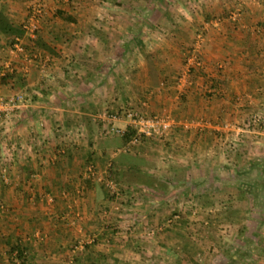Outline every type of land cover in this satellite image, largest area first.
Segmentation results:
<instances>
[{
  "label": "crops",
  "instance_id": "crops-1",
  "mask_svg": "<svg viewBox=\"0 0 264 264\" xmlns=\"http://www.w3.org/2000/svg\"><path fill=\"white\" fill-rule=\"evenodd\" d=\"M43 1L33 40L21 28L30 0H0V76L13 70L0 94L28 95L0 132V167L1 161L8 163L6 176L0 173V264H128L133 256L131 263L140 264L136 247L120 248L110 227L99 228L113 200L104 186L111 164L125 185L142 187L132 199L149 206L163 201L154 188L162 182L183 188L175 195L179 200L189 188L187 196L200 192L207 201L252 205L234 211L239 221L248 216L249 224L234 230L238 254L223 264H264L254 257L264 256V209L256 210L264 201V123L254 134L244 133L237 151L223 144L220 127L251 113L264 118V0H188L189 5L187 0H131L129 6L122 0L121 9L149 10L152 20L133 25L124 18L104 33L90 18H81L82 0ZM71 6L77 12L73 21L54 14ZM130 25L140 29L129 35ZM196 30L204 34L199 65L188 60ZM15 35L24 50L35 44L48 57L45 73L35 59L22 63L25 55L19 58L12 47ZM126 104L140 112L171 113L176 126L169 140H142L130 152L118 148L122 141H111L104 112L98 111ZM13 143L22 148L8 150ZM88 163L102 182L85 178ZM246 183L251 195L244 191ZM151 185V192L144 191ZM157 206L152 205L156 215ZM93 231L101 241L88 244ZM246 231L247 245L239 240ZM256 241L263 242L260 249ZM15 247L23 252L22 262ZM154 247L161 250V244Z\"/></svg>",
  "mask_w": 264,
  "mask_h": 264
},
{
  "label": "rangeland",
  "instance_id": "rangeland-1",
  "mask_svg": "<svg viewBox=\"0 0 264 264\" xmlns=\"http://www.w3.org/2000/svg\"><path fill=\"white\" fill-rule=\"evenodd\" d=\"M82 1H83L82 4H85V6L79 8V13L81 12V14L83 15V17L81 18L83 19L85 18L87 20L90 18L91 20H93L95 22V25L98 28H100L99 30L98 28L94 27V29H96L98 32L101 31L104 33L106 30L109 31L110 26H114L116 23H118L120 20L124 18L134 25L135 22L138 20L148 23V20H152L151 16H153L151 15L152 12H150L149 10L136 11L135 9H133V6H130L129 9H127L126 7H123V9H121L122 6L120 7V2L124 3V1L122 0H82ZM126 1L127 2L125 3H127L128 6L132 5L131 0H126ZM140 1L144 4L150 3V0L148 1L140 0ZM164 1L167 2V0H162L161 2ZM31 2L32 0H30V4ZM184 3L185 5L186 4L189 5L188 0L187 2ZM41 4L42 7L44 8L43 0ZM165 11L166 10L164 9L163 13H165ZM43 14H44V10L42 12V16ZM230 16L235 17L237 15L236 13L231 12ZM139 28L140 27L130 25V27H128V34L131 35L132 33L137 32ZM39 29L40 26L35 31L34 36L29 38L33 40L37 39V34ZM198 33L200 34L198 39L202 38L200 45L197 49V52L199 54L198 50L202 44L204 34L202 31L196 30L194 42L197 39ZM19 39H21V37H19ZM22 46H23L22 49L16 52L19 58L21 57V54L25 55L24 58L21 57L22 63L28 60L32 61L30 59H35V61H37L39 64V69L40 70L42 69L43 70L42 72L45 73L46 68L49 66V62H50L48 57L43 55L42 52L38 49V47L34 48L35 44L30 45L33 48H31L29 51L27 49L24 50V45ZM42 62H44L43 65L41 64ZM25 68L26 66H23L24 70ZM183 74L184 73H182V75ZM19 95L21 96V100L18 101V104L20 106V104L22 105L23 101H25L28 98L27 97L28 95H24V93L22 92H20ZM1 97L7 98L6 96L0 94V98ZM123 106L131 107L129 104ZM110 109L113 111L108 112ZM110 109L103 108L101 109V111L98 112H104V116L107 117L108 114L113 113L117 110L116 108H110ZM162 112L169 113L167 111H162ZM162 112H155L151 114H161ZM140 113L150 114L145 112H140ZM169 114L174 118V116L171 113ZM252 114L253 113L249 115H245L244 118L243 117L241 118V120L242 119L243 120L239 121L238 123L232 121H224L223 123L220 124V127L224 130L222 138L223 141L224 140L225 141L223 142V144L227 147L228 151L238 150L237 146L239 145V143L241 144V142H239L240 139L241 141L244 139V133L254 134L255 132H258L260 128H262V124L264 123V118L262 116L260 117L257 126H254L253 124L248 122L249 117ZM119 119H123V118H117L114 120L116 121ZM174 120L176 122L175 118ZM7 121L8 120H4L3 117H0V132H2L4 128L8 126ZM113 125L120 127L115 123H113ZM57 128L59 132L60 126L59 127L57 126ZM121 128H125L127 129V131L129 130L127 123L125 126ZM174 129L175 127L172 129V133L174 132ZM111 137H113L111 138V141L114 143L116 140H118V142H120L121 140L122 143L118 148H125V149L127 148L126 151L128 152L133 151V149H136L135 145L140 142L138 141L134 144H130L128 143V141L127 142L123 141L122 139L123 136L119 137L112 135ZM168 140L169 139L163 141L161 140H150V141H155L157 143H165ZM16 145L18 148H22L17 143L15 144L13 143L12 146L9 145L8 150H10L11 148V151H14ZM7 147L8 145L6 144L5 148ZM3 165H5L6 168L5 171L3 172V175L6 176L8 163L1 161V166ZM86 167L84 168V176L86 174ZM94 170L96 171V174L100 177L97 168L94 167ZM85 178L87 180H99L96 178L91 179L86 176ZM109 178H111L109 179L110 181L109 184L104 186L110 192L111 189L113 190L111 192L113 200L112 202H110V206H107L108 209L105 208L107 211L110 212V214L108 215V220L107 222L105 221L106 224L102 223V225H99L100 226L99 228L102 227L103 229H105V225L110 227L111 234H114L115 236L118 237V239H116L115 242H117V245H119L120 248L123 247L122 245L124 243H128L129 245H132V247H136L140 251L139 256L141 254V257L139 258V261L141 262L140 264H156V263L158 264L157 261L159 260L155 261V258L163 259L162 261H159L161 264H223V259H226V261L231 260L233 255L238 254L236 253L238 252L237 245L239 244V242H237L236 240L238 235H234V233L238 228H240V225L242 223H246L245 225L242 224V226L244 227L249 224L248 221L249 217L247 216L243 221L242 220L239 221L238 220L239 215L236 214L234 215V211L236 212L247 211L248 209H250V206L252 205L244 204V203L235 204L232 203L230 199L220 200L219 198H213L207 201V199L205 198L202 199V197L199 196L200 192H198L197 194V192L195 193L191 191L188 197L187 192L189 188H184L186 196L185 198L181 197V199L179 200L178 197L175 195H178V193L180 194L183 188L182 187L179 188L176 187V189L174 187L169 188L166 187L162 182L159 183L158 186H154V188L159 191L158 193H161L156 195L157 196L160 195L163 201L157 202V200H154L153 202L149 203L150 204L149 206L147 205L146 202H141V201L137 202L136 200L132 199L133 191L138 193V190H142L141 186L130 187L128 185H125L123 178H118V172L114 168H113V172L110 173ZM99 181L102 182V179H100ZM150 187H152V185L149 186V188H145L144 191L151 192ZM218 190H220V188L218 187H213L211 189V191H215V192ZM52 201L53 200H51L50 202ZM153 204L158 205L157 207H155V209H157L158 212L157 215L156 213L152 212L154 210L153 209L154 207L152 208ZM263 209H264V201H261V204H259L258 202L256 206V210L259 211ZM242 216L244 217V213L240 215V217ZM120 220H122V222H120ZM117 232H121V233H117ZM241 234L243 235L242 238L239 240H242V243L247 245L248 232L246 231V234L244 232ZM100 238L101 237H99L98 234L95 231H93L90 234L89 237L90 241L88 244H97L98 241L99 242L101 241ZM102 238L104 239L106 237L104 236ZM106 240L109 241L110 239L107 238ZM262 243L263 242L256 241L254 242V246L256 247L257 245L258 249H260ZM141 244L143 246H141ZM158 244H161V250H159L160 252L154 251V249L151 248L152 245L157 247ZM148 247H150L149 252H147ZM173 253L175 255L177 254L178 257L177 259L176 257L174 258L171 255ZM254 254L259 255V253L257 254V251H254ZM261 254L264 255V252H262ZM241 255L245 256V254L243 255L242 253ZM254 257L257 258L258 260L264 261V256L262 257L254 256ZM254 257H252L253 260ZM178 259H180L181 262H179ZM104 260H106V258H104L103 261ZM132 261H135L134 256L133 258L130 259L128 264H132L131 263ZM254 262L258 264L256 261Z\"/></svg>",
  "mask_w": 264,
  "mask_h": 264
},
{
  "label": "built area",
  "instance_id": "built-area-1",
  "mask_svg": "<svg viewBox=\"0 0 264 264\" xmlns=\"http://www.w3.org/2000/svg\"><path fill=\"white\" fill-rule=\"evenodd\" d=\"M42 0H32L28 14L26 18L21 23V28L27 32L29 37H33L35 34V31L38 29L40 24V17L42 16L43 7H42ZM200 34H197V39L193 44V48L191 49V52L189 54L188 60L190 63L199 65L200 64V57L197 52V49L200 45L201 39H198ZM18 36L13 37V49L20 51L22 49V46L20 45ZM42 65L44 62L41 63ZM41 65V66H42ZM180 81L185 80V76L181 75L179 77ZM21 100V96L19 94H13L7 98H0V117H3L4 120H8L10 116L14 115L16 110L19 108L18 101ZM117 118H123L127 122V126L129 127V130L132 131L130 139L128 140V143L134 144L141 140H166L168 139L172 134V129L175 127V120L174 118L169 114L162 112L161 114H143L139 111L128 107V106H122L119 109H117L115 112L110 113L105 117V120L107 121L106 124V133L109 135H115V136H123L127 132V129L117 127L113 125L114 119ZM260 119V115L258 113L252 114L249 117L248 122L253 124L254 126L258 125ZM227 124V123H225ZM238 128V127H237ZM240 128V127H239ZM126 150L125 148H123ZM5 165L0 167V173L2 171H5ZM86 177L88 178H96L100 180V177L96 174V171L94 170V166L90 163L86 167ZM109 184V183H108ZM107 184V185H108ZM112 187V186H110ZM113 190L111 189V192ZM48 200L51 201L52 197L48 196ZM17 262L19 260L17 259Z\"/></svg>",
  "mask_w": 264,
  "mask_h": 264
},
{
  "label": "trees",
  "instance_id": "trees-1",
  "mask_svg": "<svg viewBox=\"0 0 264 264\" xmlns=\"http://www.w3.org/2000/svg\"><path fill=\"white\" fill-rule=\"evenodd\" d=\"M158 1L161 2L162 0H151V3L153 4V3H156ZM76 13L77 12H76L75 7H72V9L70 11H65V10L60 9V8H57L54 11V14L58 18H60V19H62L64 21H73L75 19V17H76ZM12 78H13V70L10 71V72L7 71V72L3 73L0 76V84L1 83H4V84L8 83ZM131 133H132V131L128 130L125 134H123V138L122 139H123L124 142H127L130 139ZM108 170H109L108 171L109 174L113 172L112 165L108 168ZM245 185H244V188H245L244 191L251 195V193H250L251 191H250V188L248 186V183H246ZM110 196L112 197V193H111ZM254 221L255 220H253L252 222L254 223ZM14 251H15V254H16V258L19 260V262H22L23 259H24L23 252L19 249V247H15Z\"/></svg>",
  "mask_w": 264,
  "mask_h": 264
}]
</instances>
